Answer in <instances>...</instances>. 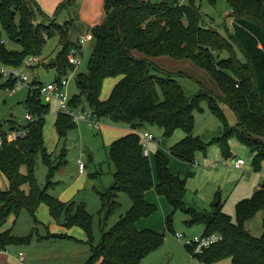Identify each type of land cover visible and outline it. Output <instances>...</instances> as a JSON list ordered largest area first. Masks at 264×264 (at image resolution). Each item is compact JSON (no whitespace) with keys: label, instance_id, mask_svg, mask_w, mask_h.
<instances>
[{"label":"trees","instance_id":"1","mask_svg":"<svg viewBox=\"0 0 264 264\" xmlns=\"http://www.w3.org/2000/svg\"><path fill=\"white\" fill-rule=\"evenodd\" d=\"M75 1L65 0L52 16ZM209 1L215 3L217 0ZM227 1L234 21L233 31L227 28L225 35L203 22L196 0H104V19L91 29L94 47L88 69L77 73L80 90L70 98L69 104L77 109L84 108L87 103L98 119L126 122L134 129L110 144V158L116 166L115 182L107 191H100L108 215L120 207L121 202L117 200L120 192L131 196L132 206L113 227L103 231L101 241L95 245L94 215L86 206L71 200L63 201L40 187L35 177L38 153H43V159L50 166L49 178L56 165H53V154L44 140L49 102L37 91L30 90L25 103L36 118L25 125L29 128L28 135L5 142L0 148V170L9 180L7 188L0 187V224L11 213L19 215L23 209L36 218L38 208L45 203L54 219L64 218L63 225H78L86 232L91 255L84 264H139L165 239L164 232L140 229L137 225L140 218L157 210V205L146 199V192L155 187L159 195L166 196L174 211L183 209L191 214L189 222L205 223L204 234L217 232L222 236L202 254H195L200 260L212 263L231 257L232 264H264V233L255 236L243 223L257 211H264V187L237 203V221L223 210L221 202L211 211L187 208V179L171 171L170 157L160 149L154 154V171L150 155L145 153L141 133L146 123L158 124L166 136L183 128L186 135L172 146L171 152L177 158L193 163L196 151L205 149L208 144L194 134L195 111L203 110L201 102L206 99L225 124V133L216 138L223 154L231 155L228 136L237 133L255 150L256 164L264 157V0ZM39 13L44 15L41 20H38ZM51 18L36 0H0V61L12 66L24 65L28 55L42 53L47 38L56 34L54 27L59 26L61 50L48 66L57 68V81L68 76L75 69L69 54L73 48L81 52L82 46L70 39L69 30L62 29L57 20L47 24ZM71 22L69 19L65 25ZM6 40L19 43L20 48L7 46ZM222 52H227V56L222 57ZM159 56L192 60L210 74L221 93L206 90L188 95L174 73L160 75L152 71L149 58ZM2 76L0 73V86L13 88L17 84L18 80L11 77L1 81ZM108 77H119V80L108 98L102 99L104 81ZM36 81L34 79L33 83ZM221 101L239 117L237 126L229 125ZM76 126L70 114L58 113L56 129L59 137H66ZM65 155L63 149L60 156ZM23 165L28 166L27 173L22 171ZM26 184L29 190L24 187ZM166 225L173 228L171 215L166 218ZM33 235L17 236L12 228L0 231V249L29 242ZM63 236L70 237L67 233L51 231L40 237ZM185 245L191 251V247Z\"/></svg>","mask_w":264,"mask_h":264},{"label":"rangeland","instance_id":"2","mask_svg":"<svg viewBox=\"0 0 264 264\" xmlns=\"http://www.w3.org/2000/svg\"><path fill=\"white\" fill-rule=\"evenodd\" d=\"M64 1L58 0L53 8V13L58 11ZM83 3L84 0L68 3L59 10L57 17L51 18L46 23L49 24V22L57 20V24H60V27L64 30L68 29L70 39L76 42L73 33L81 34L84 29H81V25L78 23L77 11L72 7ZM196 4L202 12L203 22L212 25L226 35L227 26L232 25L231 20L233 18L229 2L227 0H217L212 3L209 0H196ZM89 6L94 12L95 9L91 6L90 0L86 4L87 10ZM73 10L74 16L70 18L68 11ZM45 13L49 16L53 15ZM42 18H44V15L39 13L38 20ZM69 19L72 22L65 25ZM17 21L19 22V16H17ZM60 21L64 22L60 23ZM100 22L98 21L96 24ZM87 24L90 25V22ZM58 27H54L57 33L47 38L42 53L37 55L41 58L40 62L20 65L22 72L28 74L29 80L27 82L18 81L15 91L0 86V122H2L4 130L10 127L27 125L26 114L29 109L25 100L30 94V83L34 79L46 83L57 81V68L48 65L57 58L61 50ZM3 37L5 38V36ZM6 44L11 48H20L19 43L14 41L6 40ZM83 48V54L78 52L82 64L76 65L75 69L70 71L67 76L69 78L68 93L70 98L79 92L76 75L78 72L88 69L90 56L93 52L91 43L84 44ZM237 52L243 58V53L239 49H237ZM224 56H227V52H222V57ZM149 61L152 65V71L156 74L174 73V77L190 96L201 91L206 92V90L213 94L221 93L220 87L210 74L190 59L159 56L150 57ZM0 64H3V62L0 61ZM6 79L2 76L1 81ZM111 84L112 79H107V83L105 81L101 93L102 97L109 95ZM48 102L49 111L46 115L44 140L45 145L53 154L52 161L56 167L53 176L49 178L50 166L43 159V153H38L35 168L37 183L40 187L47 189L50 194L59 197L63 201L71 200L86 206L88 212L94 215L93 236L94 244L97 245L101 241L103 231L113 227L133 203L127 192H120L117 197V200L121 202L120 207L108 215V208L104 207L100 195V191H107L115 182L116 166L110 158V144L125 133L124 129L109 130L108 128H125L129 127L130 124L126 122L115 123L110 118H99L102 126L100 129L91 124L89 119L75 121L73 118L77 126L71 129L66 137L61 138L56 129V117L60 110L58 99L53 97ZM201 104L203 110L195 111L194 134L201 136L208 144L205 149L196 151L193 163L179 159L171 152L172 146L186 135L183 128H177L172 134L166 136L163 133V128L158 124L146 123L143 130L148 129L154 135V138L145 145L149 150L154 171L156 167L154 154L160 149L170 157L171 170L187 179L185 196L187 208L198 211H211L218 202H221L223 210L230 214L234 221H237V203L245 197L252 196L255 189L264 184V157L256 164L255 150L246 144L237 133L229 134L228 145L232 153L228 157L225 156L221 143L216 139L225 133L224 121L212 111L206 99L202 100ZM221 105L226 112L229 125L237 126L239 122L234 110L222 101ZM84 108L89 110L90 106L86 103ZM63 149H65L66 155L61 157L60 154ZM80 157L86 165L84 172H81L79 168ZM237 158L245 160L243 167L234 165ZM22 171L27 173L28 166L23 165ZM8 186L9 180L5 173L0 170V187L7 188ZM24 187L29 190L28 184ZM147 198L153 199L152 202L157 205V210L150 216L141 218L138 222H140L139 224L144 223L146 228L149 227L164 232L165 239L159 248L150 252L139 264H200L199 261L201 260L191 254V251L194 250L193 247L191 246L190 251L185 243L196 235H203L205 223L189 222L191 214L183 209L174 211L166 196L159 195L155 187L148 190ZM169 215L172 216V229L167 228L166 225V218ZM36 220H39V222H36ZM64 222V218H61L60 221L54 219L48 205L43 203L36 212V218L27 209H23L19 215L11 213L8 219L0 224V231L12 228L13 234L17 236H29L34 233L29 242L23 241L11 245L10 248L13 249L15 254L14 247L16 246L18 253L23 250L26 254L31 253L34 257L39 255L43 257L44 254L52 252L55 256L52 264H84L91 255V246L86 242V232L78 225L67 227V225H63ZM243 223L253 235H263L264 211H257ZM49 231L67 232L73 237H48L47 239L44 238L47 241H38L39 236L45 235ZM177 232L184 233V237L179 238L176 235ZM22 264H29V261L27 260ZM37 264L48 263L37 260ZM203 264H232V259L231 257H224L212 263L203 261Z\"/></svg>","mask_w":264,"mask_h":264},{"label":"built area","instance_id":"3","mask_svg":"<svg viewBox=\"0 0 264 264\" xmlns=\"http://www.w3.org/2000/svg\"><path fill=\"white\" fill-rule=\"evenodd\" d=\"M93 40V33L88 32L84 35H82L78 42L82 46V44L85 41ZM78 52H80L79 49L73 48L69 54V60L71 63H73L75 66L81 64V59L78 57ZM41 58L39 56L30 55L27 57L25 61V65L27 64H34L40 62ZM0 73L6 77V78H16L19 82H27L29 80L28 74H25L21 70V66H12L7 64H0ZM17 81V82H18ZM68 84H69V78L66 76L62 77L59 81H53V82H41L36 81L33 83V81L30 83V88L33 91H37L46 101H50L53 97L58 99L59 102V108L61 112H66L73 116L75 121H78L79 119H89L91 121V124L95 125L99 128L100 121L99 119L93 114V111L91 109L86 110L84 108H73L70 106V96L68 93ZM16 86V85H15ZM10 88L11 90L15 91L16 87ZM26 118L28 121H33L36 116L32 114L30 111L26 114ZM29 133V128L27 126H17V127H10L7 130H0V148L3 146L5 142H14L17 141L20 138L26 137ZM145 138L144 141V148L145 153L149 154V150L145 145L149 140L154 138V135L148 131L144 130L141 132ZM245 164V160L243 158H237L234 161V165L236 167H242ZM79 168L81 172L85 171L86 165L82 158H79ZM176 235L179 238L184 237V233L177 232ZM222 238V236L219 233H212V234H203V235H196L193 238H191L187 243L190 247L192 246L194 250L191 251V254L195 256V254L202 252L206 247H209L213 243L219 241ZM20 259L24 260L23 253L20 252ZM200 264H203V261H199Z\"/></svg>","mask_w":264,"mask_h":264},{"label":"crops","instance_id":"4","mask_svg":"<svg viewBox=\"0 0 264 264\" xmlns=\"http://www.w3.org/2000/svg\"><path fill=\"white\" fill-rule=\"evenodd\" d=\"M89 0H84V3L81 5V4H79V5H74L72 8L73 9H76V11H77V15H78V23L81 25V29H84L83 30V32L81 33V34H77V33H73V35L76 37V40L78 41V39L84 34V33H88V32H90V30H91V27H92V25L94 26L96 23H98V21L100 22H102L103 21V19H104V16H105V12H104V0H90L91 1V6H93L94 7V9H95V11L93 12L92 10H91V7L89 6V9L87 10V8H86V4H87V2H88ZM37 2H38V4L40 5V7L45 11V12H47V13H49V14H53L54 15V13H53V8H54V6H56V4L58 3V0H37ZM57 15H58V13H57ZM57 15H55V16H52L51 15V17L52 18H54V17H57ZM104 15V16H103ZM68 16H70V18L72 17V16H74V10L73 11H68ZM233 17V16H232ZM233 18H232V20H231V22H232V25L231 26H227V28L232 32L233 31ZM64 22V21H63ZM62 21H60V23H63ZM90 22V25L89 24H87V23H89ZM100 22V23H101ZM88 30V31H87ZM87 43H91V45H92V47H94L93 46V40H88V41H85L83 44H82V48H81V53L83 54V47H84V44H87ZM245 57H244V55H243V58L242 59H244ZM82 64V63H81ZM107 79H112V84H111V91H112V89H113V87L115 86V84L117 83V81L119 80V77H108V78H106L105 79V81H106V83H107ZM105 81H104V84H105ZM104 86V85H103ZM111 93V92H110ZM110 93H109V95H110ZM109 95H105L104 97H102V99H106V98H108V96ZM228 105V104H227ZM60 111H58V113H59ZM58 113H57V116H58ZM56 119H57V117H56ZM237 119H238V122L240 121L239 120V117L237 116ZM101 124H100V126H99V128L101 129ZM12 128V127H11ZM109 130H117V129H124L125 130V133L123 134V135H125V134H127V133H129V132H131V131H133L134 129H132L131 128V126L129 125V127H125V128H118V127H109L108 128ZM143 130V129H142ZM145 130V129H144ZM143 130V131H144ZM146 130H148V129H146ZM149 131V130H148ZM142 132V131H141ZM44 133H45V129H44ZM59 135V134H58ZM122 135V136H123ZM185 137V136H184ZM183 137V138H184ZM181 140V139H180ZM179 140V141H180ZM49 150V149H48ZM149 155V154H148ZM170 164H171V159H170V163H169V166H170ZM154 167V166H153ZM243 167V166H242ZM171 169V168H170ZM172 171V170H171ZM173 172V171H172ZM173 173H175V174H178L177 172H173ZM180 175V174H179ZM261 187H264V184H263V186H260V187H258V188H261ZM258 188H256L255 190H257ZM148 192V191H147ZM147 192H146V199H147V201H149V202H151V203H153L152 201H153V199H149V198H147ZM162 198V197H161ZM245 198H248V197H245ZM163 199V198H162ZM143 218V217H142ZM141 219V218H140ZM139 219V220H140ZM138 220V221H139ZM140 222H137V225H138V227L140 228V229H144V228H146V227H144L145 225H144V223L143 224H139ZM147 228H149V227H147ZM153 229V228H152ZM52 232H56V231H52ZM63 233H65V232H63ZM67 233V232H66ZM68 234V233H67ZM46 235V234H45ZM45 235H41V236H45ZM68 235H70V234H68ZM73 237V235H70V237H65V238H72ZM39 238V240L38 241H42V240H44V241H47V240H45V239H47V238H45V237H38ZM45 238V239H44ZM34 240V239H33ZM33 240H32V242H33ZM31 243V242H30ZM11 246H9L8 248H6V249H0V264H22V263H25L27 260L29 261V264H37V260H39V261H45V262H47L48 264H52V262H53V260L55 259L54 257V255H53V253L52 252H48V253H46V254H44L43 255V257H41L40 255L39 256H36V257H34L31 253H27L26 254V252H23V250H20V252H22L23 253V256H24V260H21L20 259V252L18 253L17 252V248H16V246L14 247V250H15V252H16V254L13 252V249H11L10 248Z\"/></svg>","mask_w":264,"mask_h":264}]
</instances>
